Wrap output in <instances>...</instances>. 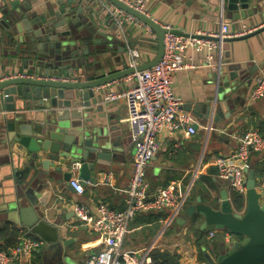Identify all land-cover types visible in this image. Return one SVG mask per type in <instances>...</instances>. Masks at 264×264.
<instances>
[{
  "label": "crops",
  "instance_id": "obj_1",
  "mask_svg": "<svg viewBox=\"0 0 264 264\" xmlns=\"http://www.w3.org/2000/svg\"><path fill=\"white\" fill-rule=\"evenodd\" d=\"M185 1L149 0L146 4V14L158 23L188 35L218 29L221 10L218 4L212 3L211 0H192L191 5ZM85 5L89 14L94 16L95 22L113 41L99 36L106 40L103 46L110 47L107 46L105 51L86 59L82 65L84 74L80 79L93 80L128 67L132 50L139 53L138 64L154 59L157 45L152 40V33L144 26L129 21L118 24L112 12L97 1L95 8L87 2ZM227 13L224 12L231 31L251 29L253 32L264 27V6L258 13L238 19L230 17ZM119 32L122 35L121 40L117 38ZM242 36L244 35L223 40L222 65H239L240 76L248 79L247 82L238 84L237 89L231 93L233 109L229 112L230 109L226 107L225 116L218 123H215L217 71L209 65L204 53L195 52L193 49L187 52V61L192 62L195 67L175 74L174 91L184 100V112H188L185 107L190 104L206 103L213 99L212 111L208 120L193 114L195 123H199L194 134L178 131L172 135L166 132L160 135V150L153 158L148 171L150 192L177 180L180 181L177 190L187 195L185 207L197 203L199 197L204 202H208L210 198L218 199L219 187L223 186L229 192V182L219 177L215 157L235 153L240 138L249 130H258L264 135V97L251 99L256 77L264 74V31L245 39H236ZM122 47L125 49L122 50ZM87 65H93L88 72L85 69ZM30 67L31 65L25 66L23 58L16 59L13 55L0 53V80L18 73L30 74ZM225 77L228 80L231 75L227 73ZM71 80L79 79L72 77ZM134 83L135 79L129 75L95 89L96 94L103 93L104 98L98 104L102 106V111L96 110L92 116L101 124L116 128L114 135L120 137L123 145L121 159L114 161L110 166H98L101 174L97 175V183L84 187L82 194L66 188H55L46 204V222L29 227L19 220L0 221V249L9 250L15 247L23 237L43 241L39 248L29 255L21 254L13 264H85L90 255L104 247L99 232L80 224L74 206L86 205L95 214L101 202L117 210L127 206L125 190L130 183L135 154L129 124L126 121L127 106L124 98L115 101L106 99L110 93L123 92ZM249 166L256 170L257 181L264 177V150L252 153ZM244 209L245 205L243 209L235 210L241 212ZM170 210L165 207L157 211L138 213L130 222L129 231L115 259L120 264H205L202 259L204 250L213 255L219 253V249L215 248L218 242L216 233L210 236V232L201 230L200 219L188 221L184 225L176 223L177 218L170 221ZM12 232L16 235L13 236ZM226 238L228 241L231 236L227 235ZM233 239L228 242V248L238 242L237 238ZM67 241L68 245L65 243ZM56 243H60L62 248H51Z\"/></svg>",
  "mask_w": 264,
  "mask_h": 264
},
{
  "label": "water",
  "instance_id": "obj_2",
  "mask_svg": "<svg viewBox=\"0 0 264 264\" xmlns=\"http://www.w3.org/2000/svg\"><path fill=\"white\" fill-rule=\"evenodd\" d=\"M109 1L156 33L157 54L135 67L83 80L86 59L110 47H104L106 40L99 36L112 40L87 11L86 2L95 8V0H0V53L23 58L25 66L31 65L29 75L0 80V221L19 220L29 227L44 222L46 204L55 188L76 191L71 185L74 168L83 187L96 184L101 174L98 166L119 161L123 145L114 135L115 127H107L92 116L94 111H102L98 104L104 98L95 89L159 63L168 32L188 36L167 29L124 0ZM185 2L192 5V0ZM211 2L235 19L252 16L264 6V0ZM263 31L264 27L236 39ZM117 38L122 39L120 32ZM92 67L87 65L85 69L88 72ZM239 68H220L215 123L224 118L226 107L229 112L233 109L231 93L238 84L247 82L248 77H241ZM227 73L231 75L228 80ZM213 102L190 104L185 109L208 120ZM245 172L247 192L242 213L235 210L227 188L220 186L218 199L204 202L199 197L176 219L183 225L200 219L201 230H228L242 237L231 248L222 242L217 255L204 250L205 264H264V197L256 188V170L249 166ZM65 243L68 245V241ZM59 247L62 245L56 243L51 248Z\"/></svg>",
  "mask_w": 264,
  "mask_h": 264
},
{
  "label": "built area",
  "instance_id": "obj_3",
  "mask_svg": "<svg viewBox=\"0 0 264 264\" xmlns=\"http://www.w3.org/2000/svg\"><path fill=\"white\" fill-rule=\"evenodd\" d=\"M96 1L112 12L118 24L129 21L144 26L152 33V40L157 43L156 33L141 20L120 10L109 0ZM124 1L138 11L146 13V4L149 0ZM218 25V29L213 32H199L197 35L186 36L168 32L164 41V55L160 62L149 69L132 74L135 83L127 90L108 95L107 101H115L119 98H124L126 101V121L129 124L135 151L133 171L129 186L125 190L127 206L124 209L117 210L111 208L107 203L101 202L98 204L95 214L86 205L76 204L74 206V212L80 224L99 232L104 242V247L99 252L90 255L85 264H120L115 256L120 251L129 231L130 222L138 213L148 210L157 211L167 207L171 209L169 214L171 221L184 210L187 195L177 190L180 181L174 180L169 185L150 192L148 171L153 158L160 150L159 137L162 133L166 132L172 135L178 131H185L188 134L196 132L194 115L184 112V100L176 94L173 88L177 72L195 67L192 62L187 61V52L193 49L195 52L204 53L209 65H212L217 71L218 87L220 68L223 64V40L251 32V29L231 31L230 23L226 20L222 9ZM165 27L169 30L172 29L170 26ZM138 54L135 50L130 51L129 66L138 65ZM156 54L157 51H155V56ZM17 75H29V73H18ZM261 97H264V74L256 77L251 92V99L255 100ZM263 150L264 135L258 130H249L240 138L235 153L229 156L215 157L214 161L219 177L229 182L230 198L233 193L245 197L247 192L245 168L249 167L252 153ZM71 185L79 194L84 192L76 168H74L71 178ZM256 188L264 197V177L257 181ZM215 233L216 231H210V236H214ZM42 244L43 241L23 237L15 247L9 250H0V264H13L21 254L29 255Z\"/></svg>",
  "mask_w": 264,
  "mask_h": 264
},
{
  "label": "trees",
  "instance_id": "obj_4",
  "mask_svg": "<svg viewBox=\"0 0 264 264\" xmlns=\"http://www.w3.org/2000/svg\"><path fill=\"white\" fill-rule=\"evenodd\" d=\"M232 203H233V205H234V208L236 209V208H238L239 210H241V209H243V207H244V205H245V197L243 196V195H241V194H238V193H233L232 195ZM17 233V232H16ZM12 234H13V236L14 235H16L14 232H12ZM227 235H230L231 237L232 236H235V235H233V234H231L228 230H223L222 231V234L220 235V237H218V235H217V240H218V242L216 243V246H215V248L218 250L219 249V251H220V243L221 242H225V236H227ZM12 236V237H13ZM18 236V235H17ZM236 237V236H235ZM238 238L240 237L241 239H242V237L241 236H237ZM32 239H35V238H32ZM20 242V241H19ZM18 244V243H17ZM0 250H6L5 248H1ZM203 259V258H202Z\"/></svg>",
  "mask_w": 264,
  "mask_h": 264
},
{
  "label": "rangeland",
  "instance_id": "obj_5",
  "mask_svg": "<svg viewBox=\"0 0 264 264\" xmlns=\"http://www.w3.org/2000/svg\"><path fill=\"white\" fill-rule=\"evenodd\" d=\"M156 45H157V43H156ZM156 51H157V48H156ZM222 231L223 230H216V234L218 235V237H220V235L222 234ZM205 231H202V233H204ZM204 236H205V234H204ZM229 236V235H228ZM236 236V237H235ZM235 236H233V237H231V238H228L229 240L228 241H226V236H225V243H226V246L229 244L228 242H230V241H233L234 239L233 238H237L238 239V242H240L241 241V238L239 237H237L238 235H235ZM231 244V243H230Z\"/></svg>",
  "mask_w": 264,
  "mask_h": 264
}]
</instances>
